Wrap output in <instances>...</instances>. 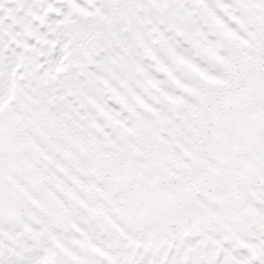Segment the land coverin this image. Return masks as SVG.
Listing matches in <instances>:
<instances>
[{
    "label": "snow or ice",
    "instance_id": "6c2138e0",
    "mask_svg": "<svg viewBox=\"0 0 264 264\" xmlns=\"http://www.w3.org/2000/svg\"><path fill=\"white\" fill-rule=\"evenodd\" d=\"M0 264H264V0H0Z\"/></svg>",
    "mask_w": 264,
    "mask_h": 264
}]
</instances>
